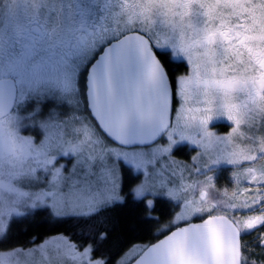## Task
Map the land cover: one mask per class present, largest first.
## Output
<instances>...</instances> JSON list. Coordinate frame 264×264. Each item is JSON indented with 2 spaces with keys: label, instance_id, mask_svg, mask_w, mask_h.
<instances>
[{
  "label": "snow or ice",
  "instance_id": "snow-or-ice-1",
  "mask_svg": "<svg viewBox=\"0 0 264 264\" xmlns=\"http://www.w3.org/2000/svg\"><path fill=\"white\" fill-rule=\"evenodd\" d=\"M261 132L264 0H0V244L28 210L123 204L122 161L143 175L133 199L151 210L166 196L174 213L158 229L170 234L117 264H248L241 236L264 228ZM187 145L191 164L177 162ZM229 166L231 192L216 183ZM79 247L61 235L0 249V264H110Z\"/></svg>",
  "mask_w": 264,
  "mask_h": 264
},
{
  "label": "trees",
  "instance_id": "trees-1",
  "mask_svg": "<svg viewBox=\"0 0 264 264\" xmlns=\"http://www.w3.org/2000/svg\"><path fill=\"white\" fill-rule=\"evenodd\" d=\"M230 176L231 172L219 178L216 181L217 185L232 190V184H229ZM123 178V194L126 197L123 204H116L97 216L79 219L56 218L49 209L28 210V215L13 219L9 224L8 238L0 244V248L26 249L41 243L47 237L63 235L77 243L78 247L94 244L95 250L92 254L94 258L103 256L110 261V264H117L134 245L155 243L169 233L165 231L161 234L158 229L166 228L173 220V204L165 197H158L153 209H145L144 204L134 200L129 191L138 183L140 176H133L132 170L125 166ZM100 231L107 232V238L103 241L97 239ZM262 234L264 228L254 230L250 235L241 236V243L248 245L245 253L248 264H264V244L258 239Z\"/></svg>",
  "mask_w": 264,
  "mask_h": 264
},
{
  "label": "rangeland",
  "instance_id": "rangeland-1",
  "mask_svg": "<svg viewBox=\"0 0 264 264\" xmlns=\"http://www.w3.org/2000/svg\"><path fill=\"white\" fill-rule=\"evenodd\" d=\"M46 103H50V102H46ZM212 130L215 131V132H217L218 134H222V135H223V134H227V133L230 131V127L225 126L224 122L222 121L221 124H219L217 127L212 128ZM25 134H28V133H25ZM259 134H264V132L258 133V135H259ZM113 146H115V145H113ZM191 148H192V145H187V146L183 147L182 150H180V151H178V152L174 151V153H173L174 159H175L177 162L191 164V162H192V161H191L192 156L196 155V152H195V151H192ZM164 159L166 160V158H164ZM260 164H264V161H260ZM125 166H126V165H124L123 162L121 161V162H120V176H121V179H122V185H123V183H124L123 174H124V167H125ZM158 166H159V165H158ZM69 167H70V165H69ZM126 167H128V166H126ZM233 171H235V169H233L231 166H229L226 170H224V171H222V172L219 173V178H221V177H225L226 175H229L230 172H231V174H232ZM209 175H213V174H212V173H209ZM139 176H140V180H139V181L143 180V175L140 174ZM139 181H138V182H139ZM134 185H135V184H134ZM234 188H235V184H232V190H233ZM232 190H229V191L231 192ZM122 194H123V193H122ZM123 195H124V194H123ZM195 196H196V198H198V192L195 194ZM161 197H165V198H167L166 196H161ZM149 198H151V197H149ZM167 199H168V198H167ZM57 236H61V235H55V236L47 237V238L44 239L41 243H38V244H36V245H34V246L30 247V248H35L36 246H38V245L44 243L45 240H48V239H50V238H52V237H57ZM0 249H1V248H0ZM28 249H29V248H26V249H24V250L27 251ZM130 249H131V248H130ZM130 249H129V250H130ZM77 250H78V251H83V248L78 247ZM129 250H128L127 252H129ZM52 251H53V250H52V248L50 247V248H49V253L51 254ZM127 252H126V253H127ZM36 255H37V258H39V253H37ZM92 256H93V255H92ZM123 256H124V255H123ZM93 258H94V257H93ZM134 258H136V257H134ZM134 258H133V259H134ZM21 259H22V261H27L29 258H27V257H22ZM63 264H76V262L72 261L71 259H65V260L63 261Z\"/></svg>",
  "mask_w": 264,
  "mask_h": 264
},
{
  "label": "flooded vegetation",
  "instance_id": "flooded-vegetation-1",
  "mask_svg": "<svg viewBox=\"0 0 264 264\" xmlns=\"http://www.w3.org/2000/svg\"><path fill=\"white\" fill-rule=\"evenodd\" d=\"M172 71L176 75H181V74L186 73L188 71V69L183 64H173L172 65ZM221 122L219 124H221Z\"/></svg>",
  "mask_w": 264,
  "mask_h": 264
},
{
  "label": "water",
  "instance_id": "water-1",
  "mask_svg": "<svg viewBox=\"0 0 264 264\" xmlns=\"http://www.w3.org/2000/svg\"><path fill=\"white\" fill-rule=\"evenodd\" d=\"M194 222H200V221H194ZM173 230H174V229H173ZM168 234H170V232H169ZM168 234H166V235H168ZM166 235H165V236H166ZM165 236H163L161 239H164ZM161 239H159V240H161ZM159 240H158V241H159ZM158 241H156L155 243H157ZM132 264H135V259L132 261Z\"/></svg>",
  "mask_w": 264,
  "mask_h": 264
}]
</instances>
